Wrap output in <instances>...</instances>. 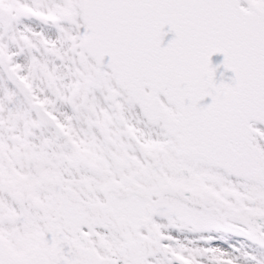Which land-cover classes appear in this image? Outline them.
Instances as JSON below:
<instances>
[{"label": "snow or ice", "instance_id": "1", "mask_svg": "<svg viewBox=\"0 0 264 264\" xmlns=\"http://www.w3.org/2000/svg\"><path fill=\"white\" fill-rule=\"evenodd\" d=\"M0 264H264V0H0Z\"/></svg>", "mask_w": 264, "mask_h": 264}]
</instances>
